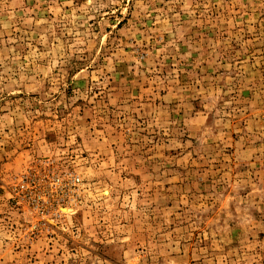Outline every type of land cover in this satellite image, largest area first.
I'll return each mask as SVG.
<instances>
[{"label": "rangeland", "instance_id": "374dc122", "mask_svg": "<svg viewBox=\"0 0 264 264\" xmlns=\"http://www.w3.org/2000/svg\"><path fill=\"white\" fill-rule=\"evenodd\" d=\"M0 264H264V0H0Z\"/></svg>", "mask_w": 264, "mask_h": 264}, {"label": "bare ground", "instance_id": "6f19581e", "mask_svg": "<svg viewBox=\"0 0 264 264\" xmlns=\"http://www.w3.org/2000/svg\"><path fill=\"white\" fill-rule=\"evenodd\" d=\"M69 209V208H68ZM68 209H64V210H68Z\"/></svg>", "mask_w": 264, "mask_h": 264}]
</instances>
